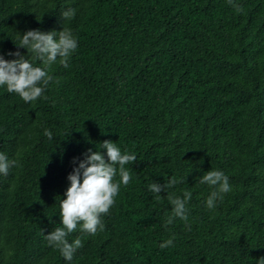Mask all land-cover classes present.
I'll use <instances>...</instances> for the list:
<instances>
[{"label":"trees","instance_id":"1","mask_svg":"<svg viewBox=\"0 0 264 264\" xmlns=\"http://www.w3.org/2000/svg\"><path fill=\"white\" fill-rule=\"evenodd\" d=\"M235 3L243 13L227 0H0L6 60L17 50L27 56L18 33L66 28L78 39L69 67L57 60L48 69L53 81L35 102L0 87V153L19 164L0 174V264H258L264 0ZM70 8L76 15L64 20ZM105 140L136 154L126 165L132 180L102 216V232L70 234L83 247L69 262L45 235L62 227L68 175L89 149L107 159ZM209 170L232 187L211 210L213 189L199 183ZM171 176L185 179L170 194L192 192L190 231L179 218L166 228L167 191L160 200L148 191Z\"/></svg>","mask_w":264,"mask_h":264},{"label":"clouds","instance_id":"2","mask_svg":"<svg viewBox=\"0 0 264 264\" xmlns=\"http://www.w3.org/2000/svg\"><path fill=\"white\" fill-rule=\"evenodd\" d=\"M227 2L237 13H243L244 9L236 4L235 0ZM75 15L76 11L72 8L61 13L64 20H70ZM17 40L18 43L15 44L18 48L26 49L27 56L17 50L8 53L15 59L6 60L4 55L0 54V87H6L9 93L17 94L25 103L35 102L44 96L45 90L53 81L48 69L57 60L64 68L69 67V62L78 49V39L70 29L63 28L59 32L47 33L39 29L29 30L22 36L18 33ZM36 62L42 66H37ZM44 135L49 140L53 139L52 132L47 128ZM100 149H106L107 159L101 151L89 149L84 154V159L68 175L70 186L65 193L66 199L60 202L62 227H57L45 235L49 246L58 249L69 262L72 261L75 252L83 247L80 237L71 240L70 243V234L76 232L78 226L81 232L88 235L94 236L102 232L104 230L102 216H107L115 205L121 186L127 187L132 180L131 171L126 165H132L137 161L135 153H129L128 150L122 152L121 148L110 140L101 143ZM18 166L16 159H9L4 153H0V174L6 177L11 168ZM184 179L171 176L163 185L152 182L148 185V191L155 194L157 200L161 199L162 191H167L172 211L171 215L166 217L164 224L166 228L179 218L190 231L188 203L192 198V192L184 190L182 198L168 192L169 189L183 183ZM199 183L207 184L213 189L206 199V206L210 210L216 207L218 201L224 199L225 194L232 191L229 177L220 170L207 171ZM174 239L173 236L161 243L159 245L161 250L173 247ZM258 264H264V257L258 260Z\"/></svg>","mask_w":264,"mask_h":264}]
</instances>
